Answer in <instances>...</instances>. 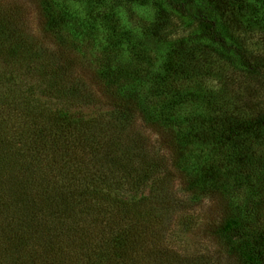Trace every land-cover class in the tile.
I'll return each mask as SVG.
<instances>
[{"label":"trees","instance_id":"trees-1","mask_svg":"<svg viewBox=\"0 0 264 264\" xmlns=\"http://www.w3.org/2000/svg\"><path fill=\"white\" fill-rule=\"evenodd\" d=\"M161 1L196 29L170 63L179 78L201 77L215 62L244 76L229 108L236 112H222L217 123L193 135L204 145L213 143L225 165L202 168L198 178L179 167L183 139L156 119L145 116L148 123L140 124L137 108L128 102L137 104L133 94L123 103L118 91L93 93L78 80L64 87L63 75L54 77L48 93L64 108L109 109L86 118L58 108L33 109L29 96L20 103L23 93L7 91L0 107V256L14 258L11 264H264V54L237 40L235 34L250 30L231 0ZM194 40L205 46L196 48ZM0 41L3 64L17 55L33 61L28 35L1 28ZM6 76L0 71V81ZM181 98L174 104H182ZM228 180H243L254 192L253 216L237 213ZM146 189L145 202L161 205L165 217L189 196L185 209L219 198L223 215L215 232L225 260L168 254L144 228L145 202L127 195ZM229 231L233 236L224 239Z\"/></svg>","mask_w":264,"mask_h":264},{"label":"rangeland","instance_id":"rangeland-1","mask_svg":"<svg viewBox=\"0 0 264 264\" xmlns=\"http://www.w3.org/2000/svg\"><path fill=\"white\" fill-rule=\"evenodd\" d=\"M231 1L241 10L246 29L250 30L235 34L237 40L245 42L252 53L264 54V0ZM9 27L28 35L30 45L34 46L29 52L34 59L31 61L26 56L20 59L17 55L3 64L0 58V71L7 73L0 81V107L1 101L5 104L3 98L7 97V91L11 90L15 95L24 94L18 100L20 103H25L29 96L28 103L33 109L58 108L86 118L109 110L103 105L67 109L61 101L50 99L49 83L63 75L64 87L76 85L78 80L93 93L120 92L117 99L123 103L133 94L138 99L137 104L133 98L128 102L137 108L140 124L152 118L167 132L177 130L176 137L183 139L178 165L195 178L202 168L225 165L224 157L213 152V143L204 145L193 135L217 123L221 113L235 104L232 95L237 94L236 84L244 81V76L233 73L227 64L215 62L214 69L201 77L179 78L170 63L175 52L194 38L196 29L161 0L148 3L139 0H0V29ZM193 46L203 48L205 45L194 40ZM159 75L165 81L157 83ZM178 95H182L184 102L175 105L173 100ZM219 101L226 106L224 111L220 110ZM232 112L236 111H228ZM188 136L191 142L185 140ZM228 181L232 203L237 210L239 208L237 213L244 219L253 216L250 210L255 203L254 192L243 180ZM176 187L179 192L180 187ZM128 194L144 204L148 189L128 191ZM191 199L189 196L186 202L190 203ZM217 199L205 198L186 209L183 207L186 202L177 203L175 210L172 206L166 212L167 217L162 215L161 205L155 207L145 202L144 228L151 231L153 239L160 242L168 254L187 256L189 261H198L202 256L223 261L225 255L215 232L221 226L223 202L218 203ZM226 236H233V232L225 233L224 239ZM2 259L5 262L2 264L15 261L0 256V261Z\"/></svg>","mask_w":264,"mask_h":264}]
</instances>
